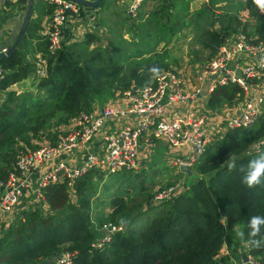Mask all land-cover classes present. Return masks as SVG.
I'll return each mask as SVG.
<instances>
[{
    "label": "trees",
    "instance_id": "trees-1",
    "mask_svg": "<svg viewBox=\"0 0 264 264\" xmlns=\"http://www.w3.org/2000/svg\"><path fill=\"white\" fill-rule=\"evenodd\" d=\"M149 1L161 2L149 12L155 16L152 20L173 31L177 26L173 16L176 0H144L129 19L146 15ZM184 6L188 8V4ZM215 8L224 13H217ZM53 10L52 4L37 0L33 8L37 17L30 21L17 49L0 62L7 72L0 84V182L8 178L22 152L38 148L32 138L51 130L52 144H56L59 136L52 133L55 126L91 111L94 102L106 101L133 82H150L151 67L161 72L166 68L157 60L130 65L116 62L108 68L103 59H114L117 44L112 41L111 47L92 50L90 46L99 40L92 33L82 41H64L62 49L52 54L40 30L44 17L52 15ZM242 10L249 11L251 21L241 20ZM197 14L191 23L203 24L200 41L211 50V57L227 36L239 31L264 40V13L252 0H210ZM38 53L47 60L44 77L37 74ZM25 81H31V87L43 95L31 100L23 93L17 95L14 86ZM243 98L241 87L231 83L217 87L206 105L220 111L225 106L234 107ZM262 138L263 117L250 127L228 129L208 145L194 165L197 180L172 199L153 203L154 193L148 190L127 197L118 194L111 199L112 211L106 215L98 210L100 203L94 207L102 173H85L73 188L67 182L52 183L42 190V201L27 205L0 231V264H43L66 251L75 253L73 264H225L228 258L218 259L223 246L236 256L240 247L248 244L250 218L264 216V184L248 188L242 182L245 173L240 170H246L249 160L264 152V144L252 150ZM232 160L237 167L229 172L227 164ZM121 218L126 221L125 229L114 234L102 249L93 248L99 227L105 222L120 224ZM237 228L245 232L244 240L236 237ZM261 232L264 234V227ZM249 248L251 255L264 263V249Z\"/></svg>",
    "mask_w": 264,
    "mask_h": 264
},
{
    "label": "built area",
    "instance_id": "built-area-1",
    "mask_svg": "<svg viewBox=\"0 0 264 264\" xmlns=\"http://www.w3.org/2000/svg\"><path fill=\"white\" fill-rule=\"evenodd\" d=\"M7 1L16 5L21 0ZM43 1L54 6L45 35L49 51L55 54L63 47L64 30L71 16H80L83 7L71 0ZM143 1L132 0L128 14L135 16ZM232 35L194 76L162 71L159 78H152L144 85L118 90L123 106L107 103L81 112L56 144L43 143L34 150L22 152L8 178L0 182V231L26 208L28 203L22 204V201L27 190H30L31 201L40 202L42 190L48 185L67 182L73 188L79 177L94 169L104 170L108 175L139 170L142 141L147 132L155 139H166L171 148L184 152L173 161L182 169L184 165L193 167L208 145L222 138L228 129L247 128L258 118H264V67L260 66L264 60V40H259L258 36L252 38L244 31ZM8 51V46L0 44V54ZM37 67L39 76L47 75L46 59H38ZM6 74L0 66V84ZM192 80L199 84L193 85ZM231 83L238 84L244 91V98L234 106L236 108L214 116L193 104L202 93L207 102L217 87ZM188 105L191 106L188 108ZM119 120L126 123L113 128V123ZM145 142L150 144L151 140ZM262 144L264 138L252 150H259ZM69 155L74 158L70 160ZM185 187V183L177 182L161 189L152 202L172 199ZM124 229V223L105 222L99 227L100 235L93 242V248L102 249L114 234ZM74 255L66 251L55 257L53 264H73ZM227 255L225 264H264L251 255L248 244L238 250L236 256Z\"/></svg>",
    "mask_w": 264,
    "mask_h": 264
},
{
    "label": "rangeland",
    "instance_id": "rangeland-1",
    "mask_svg": "<svg viewBox=\"0 0 264 264\" xmlns=\"http://www.w3.org/2000/svg\"><path fill=\"white\" fill-rule=\"evenodd\" d=\"M106 3L107 0L105 4ZM173 3H175L173 16L177 23L173 31L168 30V26L159 27L156 20H152L155 16L149 12L160 5V1H149L145 8L147 13H145L144 10L146 15L133 17L131 19H129L128 13L124 8H121V6L117 7L114 5V2L110 1L108 4L111 7L108 9L102 8V10L100 9V11L94 12L97 15L95 19L97 25L91 24L86 29L82 28L80 35L84 36L87 33H92L99 37V40L90 46L92 50L111 47L112 41L114 44H117V51L113 53L114 59L108 57L103 59V64L108 68L116 64V62L121 65H130L134 62L157 60L166 65L164 71H179L186 76L192 77L202 65L215 56L211 57V50L205 47L200 41L202 39L203 24L194 26V24L191 23L192 19L198 15L197 13L201 12V8L206 4H204L202 0H187L186 2L183 0H176ZM186 4H188V8L184 6ZM215 10L217 13H224L221 10H217V8H215ZM10 11L11 10L8 12ZM26 11L27 6L25 7L23 17L20 19L21 25L23 24ZM188 13L190 15L186 16ZM12 14L13 13L10 12V14L5 16L8 21L4 22V25L12 22L10 20V15ZM14 14L16 15L15 11ZM204 16H206V14H204ZM15 24L14 22V25ZM21 25L16 24L14 26L16 27L14 30L16 36L21 30ZM0 27L2 28V24H0ZM5 39L6 37L3 38V40ZM3 40L1 42H3ZM71 43L73 42H69L68 44ZM79 49L80 47L78 51H81ZM90 51L91 50H88L87 53H90ZM108 54L110 55V53ZM131 85L141 86L135 82ZM14 87L13 89L18 91L17 95L23 93V95H27L29 98L28 100L43 95L42 91L31 87V81L22 82L18 84L17 87ZM103 102L98 103L102 105ZM235 106H237V104ZM220 112L221 111L218 113ZM73 120L72 118L68 123H64L58 127L55 126L52 133H56V136H60L71 127L70 125H72ZM50 132L51 130L40 138H32V142L37 143L38 146L43 143H55L52 142V137L49 135ZM22 145L26 144L22 143ZM163 146H160L155 156L151 155L149 158L150 160L154 157V161H158L155 165L148 163L145 167L142 166L138 171H134L125 176L107 175L105 173L103 180L99 182L97 195L94 197V207L95 204L100 203L101 205L98 207V210L106 215L112 211L110 205L111 199L118 194L127 197L128 194L134 195L139 190H148L155 195L157 191L168 188L177 182H183L187 185L197 180V172L194 171L192 176H188L182 169L170 163L169 158H172L173 161L181 157V155L173 153L168 146ZM29 150H32V148H29ZM175 171L177 175L174 174ZM75 197L76 196L72 195L74 200ZM46 262L47 264H53L54 259L47 260L44 263Z\"/></svg>",
    "mask_w": 264,
    "mask_h": 264
},
{
    "label": "crops",
    "instance_id": "crops-1",
    "mask_svg": "<svg viewBox=\"0 0 264 264\" xmlns=\"http://www.w3.org/2000/svg\"><path fill=\"white\" fill-rule=\"evenodd\" d=\"M28 1L29 0H21L19 2V4H16L15 5V4L7 1V0H0V24H2V28L0 27V43L2 45H6V46H8L10 48L12 46V44L14 43V41L16 40V38H17L18 35L16 36L14 34V32H15L14 30L16 28L14 26L16 24H20L21 25V20L20 19L24 15L25 7L26 6L28 7ZM36 1L37 0H35V3H36ZM92 1H95V0H92ZM108 1L109 2L110 1L111 2H114V5H116L117 7H120L121 6V8H124V10L128 13L129 5H130V3H131L132 0H115V1L114 0H107V3L106 4L104 3L103 5H101L102 7L98 5L95 8H89V7H85V6L82 5L83 8H82L81 15L78 16V17L76 15L75 16H71V18H70V20H69V22H68V24L66 26V28L64 30V41L67 42V44L69 42L82 41L84 39V36L85 35L84 36H81L80 35V32H82L81 29L82 28H85L86 29L91 24H96L97 25L96 20H95L97 18V15L94 12H98V11H100V9L102 10V8L108 9L109 7H111L108 4L109 3ZM202 1L206 5H208L210 3V0H202ZM225 4H226V2L220 3L218 5L222 6V5H225ZM9 10H11L10 12L13 13L12 15H10V17H11L10 20L12 22L6 23L4 25L3 23L6 22V21H8V19L5 18V16L8 15V14H10V12H8ZM14 11L16 12V15L14 14ZM36 17H37V14L36 13H34V14L32 13V16H31L30 21L32 19H35ZM50 17H51L50 14L49 15H46L44 17L43 22H42V28L40 30V34L41 35L46 36L45 33L47 32V29L49 27ZM240 17H241V20H243L244 18H247V20L245 22L249 21L250 20L249 11L248 10H242ZM14 22L16 23L15 25H14ZM22 25H21V27H22ZM232 36L233 35H229L226 38H229V37H232ZM1 37H2V40H3L4 37H6V39L3 40V42H1L2 41L1 40ZM29 55L31 57H33V55L31 53ZM36 57L38 59H40V58H42V54L41 53H38V54H36ZM191 82L193 83V85H198L199 84L196 80H192ZM16 87H17V85H16ZM117 92L118 91H116V93H115L114 96L108 97L107 100L103 102V104L111 103V104H114V105L123 106L124 104L121 102L122 100L117 95ZM193 104L196 105L202 111H208L209 113L211 112V114H214V116H217L218 114H221V113H223L224 111H226L228 109L236 108V107L225 106V107L222 108V111L220 110L221 111L220 113H218L219 112L218 110L213 111L212 109H209L207 107V105H206L207 102H205V98H204V94L203 93H202V96L200 98H198L197 100H195V102ZM99 105H100V103L94 102L93 103V108H97ZM191 105H188V108ZM124 123H126L124 120H119L117 123H113V128L116 127V126L123 125ZM144 136L145 137H144V139L142 141L143 147H142V151H141V154H140L141 167L142 166L145 167L148 163H150L151 165H155V163H158V161L156 159H155L156 162L154 161V157H153V159H150V160H149V158H150L151 155L155 156V154L157 153V150L160 149V146L161 145L162 146L165 145L163 147H167L168 146L169 149L173 153H177V154H179L181 156L184 155V152L183 151H180L178 148H171L169 146V143L167 142V140L164 139V138H162V139H155L153 136H151V134L149 132L145 133ZM146 139L151 140V143L150 144H147L145 142ZM161 141H163V142H161ZM68 158L71 160V159L74 158V156L73 155H69ZM169 159H170V163L173 164V161L174 160L172 161V158H169ZM158 167H159V165H158ZM192 169H193V167H192ZM94 171H96V172L98 171V173H100V174L102 173L103 175H105V173H106L104 170H100V169H98V170L97 169H94ZM184 173L186 174V172H184ZM174 174L177 175V172L175 171ZM30 199H31V193H30V190H27L26 191V198L23 199L22 204L28 203L27 205H30L32 203H35V201H31ZM244 245L242 247H240V249L243 248ZM227 253L230 254V251L228 250V247L226 245H224L223 248H222V250L220 251V254L218 255V259H220L222 257H226L227 258V256H228ZM221 263L222 262H220V264Z\"/></svg>",
    "mask_w": 264,
    "mask_h": 264
},
{
    "label": "clouds",
    "instance_id": "clouds-1",
    "mask_svg": "<svg viewBox=\"0 0 264 264\" xmlns=\"http://www.w3.org/2000/svg\"><path fill=\"white\" fill-rule=\"evenodd\" d=\"M252 2L261 12H264V0H252ZM260 66L264 67V60H261ZM149 71L152 78H159L161 70L158 67L153 66ZM236 167L235 160L227 164L229 172L235 170ZM240 170L245 173L242 182L248 188H254L264 184V152H260L253 159L249 160L246 170L243 167ZM121 222L126 223L123 218H121ZM262 227H264V216L255 215L250 218L248 223L249 239L246 242L251 247L264 249V234L261 232ZM235 235L240 240L245 239V232L238 228L235 230Z\"/></svg>",
    "mask_w": 264,
    "mask_h": 264
},
{
    "label": "water",
    "instance_id": "water-1",
    "mask_svg": "<svg viewBox=\"0 0 264 264\" xmlns=\"http://www.w3.org/2000/svg\"><path fill=\"white\" fill-rule=\"evenodd\" d=\"M74 1L80 5H83L85 7H89V8H95L97 7L103 0H71ZM34 4H35V0H29L28 1V7H27V11L25 13V17H24V21H23V25L21 27V30L16 38V40L14 41V43L12 44V46L9 48V51L7 53H1L0 54V62L5 59L7 56H9L13 51H15L17 49V47L19 46L21 40L24 37V34L27 30L28 24L30 22L32 13H33V8H34ZM131 15V14H130ZM182 171L186 172V174L188 176H192L193 175V169L190 165H184L182 167ZM244 258L247 261V255L244 254ZM43 264H47L43 263Z\"/></svg>",
    "mask_w": 264,
    "mask_h": 264
}]
</instances>
